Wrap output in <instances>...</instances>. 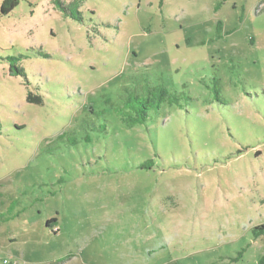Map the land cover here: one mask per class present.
I'll list each match as a JSON object with an SVG mask.
<instances>
[{
	"label": "rangeland",
	"instance_id": "374dc122",
	"mask_svg": "<svg viewBox=\"0 0 264 264\" xmlns=\"http://www.w3.org/2000/svg\"><path fill=\"white\" fill-rule=\"evenodd\" d=\"M80 9L0 14V264H260L264 0Z\"/></svg>",
	"mask_w": 264,
	"mask_h": 264
},
{
	"label": "trees",
	"instance_id": "16d2710c",
	"mask_svg": "<svg viewBox=\"0 0 264 264\" xmlns=\"http://www.w3.org/2000/svg\"><path fill=\"white\" fill-rule=\"evenodd\" d=\"M53 3L68 17L76 21H83V13L80 9L84 0H52ZM19 4V0H2L0 6V14L8 15ZM13 66V64H12ZM16 72L24 74L23 70L16 67ZM30 100V96H28ZM173 100H177V97L170 93L164 86H155L154 88H148V94L146 97H142L138 94L130 96L126 102V105L119 110V114L123 122L129 126L134 127L138 124L144 123L148 120L150 111L160 109L162 103L168 102L171 104ZM150 161L145 162L141 167L149 168ZM4 217V214L0 213V218ZM55 219L49 220L47 224H50ZM255 236L264 235V223L254 228ZM260 264H264V256L260 259Z\"/></svg>",
	"mask_w": 264,
	"mask_h": 264
}]
</instances>
